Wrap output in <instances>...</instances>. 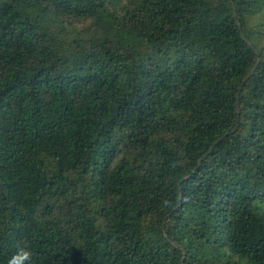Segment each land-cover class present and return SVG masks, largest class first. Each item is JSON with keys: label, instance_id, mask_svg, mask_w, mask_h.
Masks as SVG:
<instances>
[{"label": "trees", "instance_id": "obj_1", "mask_svg": "<svg viewBox=\"0 0 264 264\" xmlns=\"http://www.w3.org/2000/svg\"><path fill=\"white\" fill-rule=\"evenodd\" d=\"M17 246L264 264V0H0V264Z\"/></svg>", "mask_w": 264, "mask_h": 264}, {"label": "clouds", "instance_id": "obj_2", "mask_svg": "<svg viewBox=\"0 0 264 264\" xmlns=\"http://www.w3.org/2000/svg\"><path fill=\"white\" fill-rule=\"evenodd\" d=\"M7 264H33V253L25 246H17L16 251L8 258Z\"/></svg>", "mask_w": 264, "mask_h": 264}, {"label": "water", "instance_id": "obj_3", "mask_svg": "<svg viewBox=\"0 0 264 264\" xmlns=\"http://www.w3.org/2000/svg\"><path fill=\"white\" fill-rule=\"evenodd\" d=\"M233 10L235 11L234 7H233ZM234 16H235V13H234ZM236 22H237V25H238L239 36L242 39V41L246 42V38H245L244 34L241 31V27H240V24H239L238 20H236ZM257 64H258V61H257L256 65ZM253 72H254V70L251 71L250 75H252ZM240 90H241V87L239 88V92H240Z\"/></svg>", "mask_w": 264, "mask_h": 264}]
</instances>
